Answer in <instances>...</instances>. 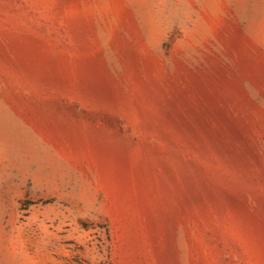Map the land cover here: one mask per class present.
Listing matches in <instances>:
<instances>
[{"label":"rangeland","instance_id":"rangeland-1","mask_svg":"<svg viewBox=\"0 0 264 264\" xmlns=\"http://www.w3.org/2000/svg\"><path fill=\"white\" fill-rule=\"evenodd\" d=\"M0 264H264V0H0Z\"/></svg>","mask_w":264,"mask_h":264}]
</instances>
